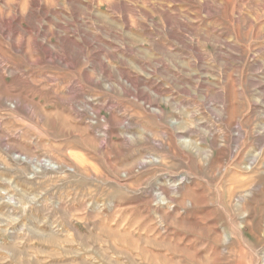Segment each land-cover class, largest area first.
Listing matches in <instances>:
<instances>
[{
  "label": "rangeland",
  "instance_id": "374dc122",
  "mask_svg": "<svg viewBox=\"0 0 264 264\" xmlns=\"http://www.w3.org/2000/svg\"><path fill=\"white\" fill-rule=\"evenodd\" d=\"M0 264H264V0H0Z\"/></svg>",
  "mask_w": 264,
  "mask_h": 264
}]
</instances>
